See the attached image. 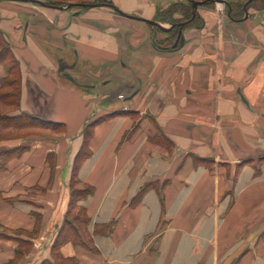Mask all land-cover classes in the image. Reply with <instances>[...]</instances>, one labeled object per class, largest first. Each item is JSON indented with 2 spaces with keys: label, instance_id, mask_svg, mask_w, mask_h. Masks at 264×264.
Returning <instances> with one entry per match:
<instances>
[{
  "label": "crops",
  "instance_id": "crops-1",
  "mask_svg": "<svg viewBox=\"0 0 264 264\" xmlns=\"http://www.w3.org/2000/svg\"><path fill=\"white\" fill-rule=\"evenodd\" d=\"M181 1L74 12L0 0L22 110L64 127L2 145L28 149L0 171V264L55 263L56 240L80 210L86 245L62 243L58 260L264 264V8L235 20L217 13L224 2L201 6L204 27L166 52L154 26L120 14L155 21L157 8ZM65 69L97 82L73 83ZM7 77L0 66V89ZM98 119L76 174L92 194L71 214L69 177Z\"/></svg>",
  "mask_w": 264,
  "mask_h": 264
},
{
  "label": "trees",
  "instance_id": "trees-1",
  "mask_svg": "<svg viewBox=\"0 0 264 264\" xmlns=\"http://www.w3.org/2000/svg\"><path fill=\"white\" fill-rule=\"evenodd\" d=\"M185 3H174L167 9V13L171 16L173 13H177L183 18L172 19L168 18L169 23L171 25L175 24H184L182 30L191 25H203V19L198 15L197 10L193 7V0H186ZM259 2L258 0H253L251 3H245L244 5L233 6L231 4L227 5L229 17L232 19H241L244 17L245 10L244 7H247V10L252 6L253 2ZM46 6L60 8L62 3H53V2H44ZM203 6H213L214 2L211 0H206L202 4ZM91 5L83 6L81 4L74 5L73 7H82V8H90ZM236 10V11H235ZM116 12H119L116 10ZM166 13V12H164ZM161 15V14H160ZM240 16V17H239ZM164 20V19H163ZM201 25V26H202ZM181 28L171 31L173 33V37L171 39L172 42L175 41L177 37H179V31ZM0 66H4L8 77L4 79L2 88L0 89V141L3 136H6L9 133L22 134L23 132H32L33 130H50L52 132H62L64 127L62 124L53 123L48 121L44 117L33 115L27 113L21 108V82H22V74H21V64L19 60L14 56L13 48L11 43L4 37V34L0 32ZM16 84V85H15ZM13 85L17 87L13 89ZM7 109V110H6ZM103 120L106 118H102ZM101 120L98 119L95 122L89 123L83 131L84 137V147L79 152L75 159V164L73 168H75L74 172H77L81 167V164L85 158L88 156V143L93 135V128L96 124H98ZM27 147L17 146L7 149L0 150V171L6 169L7 165L12 159H16L21 157L27 150ZM77 170V171H76ZM73 172V173H74ZM76 175V173L74 174ZM92 190L90 188L84 187L83 189H78L77 191L71 192V202L72 205L73 199L77 198V201L84 200L87 196L92 194ZM87 221L82 214H78V217H69L64 227L67 228V234L64 235L62 229L61 236L57 238L55 243V250L57 252L58 247L65 243L68 240H72L73 243L79 245H86V242L82 241V237L80 236V228ZM56 258V255H55ZM56 260V259H55ZM44 264H61L56 260L55 263H46Z\"/></svg>",
  "mask_w": 264,
  "mask_h": 264
},
{
  "label": "rangeland",
  "instance_id": "rangeland-1",
  "mask_svg": "<svg viewBox=\"0 0 264 264\" xmlns=\"http://www.w3.org/2000/svg\"><path fill=\"white\" fill-rule=\"evenodd\" d=\"M110 0H43V3L44 2H53V3H62V6L61 7H64V8H69L68 5L71 4V7L74 6V5H83V6H86V5H97V4H104V3H109ZM193 1H197V2H205L206 0H193ZM224 3L226 4V8H224L225 10L224 11H216L220 17L222 16H226V14L229 16L227 10H228V7L227 5L231 4L233 6H236L235 9H237V6L239 5H244L245 3H248L250 0H223ZM260 2H253L252 3V6H250V8L247 10V7L245 6L244 7V10H245V14H244V17L242 18H246V11L248 13V16H249V13L250 11H256V12H259L261 11L264 6H263V3H264V0H258ZM70 2H73V3H70ZM187 2L186 0L185 1H181L180 3H185ZM178 3V2H176ZM251 3V2H249ZM262 3V4H261ZM173 5V4H171ZM171 5H168L167 6H164V7H159L157 8V13H156V17H155V22H158L162 25V27H165V28H170L172 25L169 23V21H166L168 20V18H172V19H179V18H183L182 16H180L179 14L177 13H173L171 16L169 15V13H167V9L171 6ZM223 3L221 2H216L214 3L213 6H205L207 9L209 10H212V9H215L216 7L219 9H223L221 7ZM203 6L202 4H200L196 10H197V13L198 15H200V17L202 18V14H201V11L203 12L204 10H199V7ZM70 7V8H71ZM167 7V8H166ZM72 11H82V10H85L84 8L82 7H73L71 8ZM216 10V9H215ZM226 11V12H225ZM236 11V10H235ZM166 12V13H164ZM225 12V13H224ZM161 14V15H160ZM240 17V16H239ZM241 18V19H242ZM164 19V20H163ZM203 19V18H202ZM202 25V24H201ZM200 24L196 25H191L189 27H186L184 30H187L188 28H197V29H202L205 25V22H204V19H203V25L201 26ZM152 28V32H153V35H155V38H154V42L153 44H155V47L161 51H177L179 48H181V46L183 45L184 43V36L182 35V38L179 40V38L177 37L175 39V41H171V40H168V39H171L173 37V33H170V32H163L162 30L156 28V27H151ZM176 30V29H174ZM183 30V31H184ZM6 38V37H5ZM7 39V38H6ZM8 40V39H7ZM11 43V42H10ZM67 68V66H66ZM69 70L65 69L64 70V77L66 79H68L69 81L71 82H77L76 80H80V83L83 85V86H86L87 85H90V84H93V83H96L93 79V76L92 75H89L88 74H78V75H75V74H71L68 72ZM98 76V75H96ZM114 76V75H113ZM88 77V78H87ZM93 78V79H92ZM73 81H72V80ZM96 80V79H95ZM78 83V82H77ZM99 84V83H97ZM16 85V84H15ZM15 85H13V89H16L17 87H15ZM92 86V85H91ZM85 87V88H86ZM7 110V109H6ZM116 114H123L122 111H117ZM126 114V112H125ZM40 136H44L40 131L38 130H33L32 132H23L22 134H16L14 133H9L7 134L6 136H3L1 138V141H0V150L2 149V145H7V144H15L17 143V141H23V140H27L29 138H37V137H40ZM75 168L72 169V173L70 174V177H69V186L71 187V190H72V193L73 191H77L78 189H81V188H84L81 186V183H79V181L77 180V175H74L75 173L77 174V172H74ZM77 171V170H76ZM74 172V173H73ZM71 202V201H70ZM77 198L76 199H73L72 201V205H69V209L71 211V214H74L75 211H77L79 209V206L77 204ZM80 214H82V210H80ZM63 232H64V235L67 234V228H65L63 226ZM62 234V233H61ZM61 235H59L60 237ZM55 250V249H54ZM53 250V253L54 255H57V252ZM57 260H58V256H56ZM62 258V257H61ZM61 264H71V261H64L63 258L58 260Z\"/></svg>",
  "mask_w": 264,
  "mask_h": 264
},
{
  "label": "water",
  "instance_id": "water-1",
  "mask_svg": "<svg viewBox=\"0 0 264 264\" xmlns=\"http://www.w3.org/2000/svg\"><path fill=\"white\" fill-rule=\"evenodd\" d=\"M12 1H26V0H12ZM212 2L216 3V2H221L223 3L224 1L223 0H211ZM253 0H250L249 2H252ZM193 2V7L196 9L200 4H203V2H197V1H192ZM248 2V3H249ZM100 6H109V7H114L111 3H104V4H97V5H91L90 7H100ZM68 7H71V4L68 5ZM121 15H124V16H127L129 17L130 19H133V20H137V21H141V22H145L151 26H154L160 30H162L163 32H171L173 31L174 29H180L179 31V40L182 38V35H183V30L182 28L184 27V24H175V25H172L170 28H165V27H162V25L158 22H155V21H149V20H145V19H142V18H139V17H135V16H128V15H125L123 13H120ZM248 17V13L246 11V18ZM72 80V79H71ZM73 81V80H72Z\"/></svg>",
  "mask_w": 264,
  "mask_h": 264
}]
</instances>
